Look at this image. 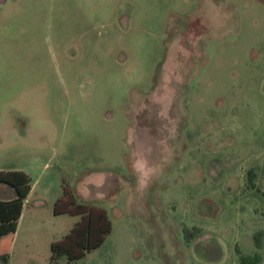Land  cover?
Returning a JSON list of instances; mask_svg holds the SVG:
<instances>
[{
    "label": "rangeland",
    "instance_id": "obj_1",
    "mask_svg": "<svg viewBox=\"0 0 264 264\" xmlns=\"http://www.w3.org/2000/svg\"><path fill=\"white\" fill-rule=\"evenodd\" d=\"M6 1L0 63L42 70L8 90L51 127L7 264H54L64 187L111 223L74 264H264V0Z\"/></svg>",
    "mask_w": 264,
    "mask_h": 264
},
{
    "label": "crops",
    "instance_id": "obj_2",
    "mask_svg": "<svg viewBox=\"0 0 264 264\" xmlns=\"http://www.w3.org/2000/svg\"><path fill=\"white\" fill-rule=\"evenodd\" d=\"M9 8V2L4 0L0 1V33L4 27V13ZM1 36L0 35V40ZM40 65L34 66H3L0 63V95H11V98H16L17 93L14 94L8 90L9 85H12L15 81L11 82L9 73H21L18 77L22 80L32 78L36 81L35 73L41 72ZM16 80L17 76H12ZM11 82V83H10ZM20 82V81H19ZM6 101V110L0 115V170H20L25 172L30 177V191L23 201L20 217L17 221L16 231L12 239V245H14L19 238L23 240V236L19 237V228L24 217L34 215L37 210L42 207L47 208V203L42 202L38 192L43 194L49 193V188L46 184H43L38 189L40 183L41 172L40 168L47 166V159H44L43 149L46 147V139L48 138V146H50L51 127L47 125L44 129H40L38 122V115L31 110V103L26 104L28 112H24L25 109L24 100L21 102L18 98L11 101ZM8 101V102H7ZM31 110V111H30ZM42 137V138H41ZM42 139V140H41ZM44 139V140H43ZM15 197V191L12 187L6 184H0V199L9 200ZM57 198H52L55 201ZM23 229V227H22ZM24 231V230H23Z\"/></svg>",
    "mask_w": 264,
    "mask_h": 264
},
{
    "label": "trees",
    "instance_id": "obj_3",
    "mask_svg": "<svg viewBox=\"0 0 264 264\" xmlns=\"http://www.w3.org/2000/svg\"><path fill=\"white\" fill-rule=\"evenodd\" d=\"M0 184H6L15 191V197L9 200L0 199V259L7 264V247L10 245L17 221L20 217L23 201L30 191V177L20 170H0ZM69 212L79 214L80 220L60 240L50 245V261L57 264L60 257L65 256L68 264L85 256L86 253L99 247L111 231V223L102 209L76 204L67 187H64L62 196L57 199L54 213ZM258 243V239H256ZM259 245V244H258ZM245 264H257L256 255Z\"/></svg>",
    "mask_w": 264,
    "mask_h": 264
}]
</instances>
